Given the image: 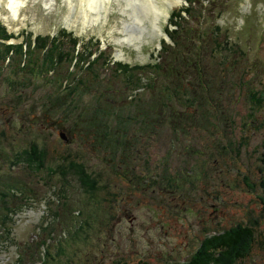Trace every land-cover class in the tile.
<instances>
[{"label": "rangeland", "instance_id": "obj_1", "mask_svg": "<svg viewBox=\"0 0 264 264\" xmlns=\"http://www.w3.org/2000/svg\"><path fill=\"white\" fill-rule=\"evenodd\" d=\"M136 1L132 0L133 9L125 7L126 0L105 1L97 10L86 8L92 14L85 16L82 0H21L14 17L7 6L9 0H0V21L17 35L13 42L23 40V31L35 36L55 34L64 27L79 37V44L91 36L98 38L113 60L143 64L153 62L160 50L158 43L169 28L170 11L188 3L181 0L167 7L164 0H156L168 9L159 20L161 33L153 35L145 19L149 34L130 43L124 37L140 31L132 25L130 15H144L143 4ZM197 3L206 8L205 15ZM193 6L194 17L206 16L205 32L217 33L209 24L221 26L222 34L217 35L220 52L206 55L227 73L225 82L221 84L220 79L217 83L214 96L230 111L223 113L217 137L198 129L180 135L181 144L176 147L172 128H164L151 140L154 144L146 142L136 161L133 159L139 173L132 175L120 168L130 178V185L110 178V188L101 186L92 198L81 191L76 179L63 185L57 174L29 166L20 153L37 141L48 150L45 165L49 168H54L61 155H67L100 174L104 186L111 173L101 161L102 152L74 134L72 121L62 123L46 110L44 117L34 113H41L34 105L41 88L21 95L18 84L0 77V264H38L44 249L49 251V264H139L143 260L164 264L185 261L216 227L246 221L264 234V192L259 185L264 175L260 160L264 152V97L252 95L251 101L247 100L249 86L260 93L264 90V0H215L209 6L198 0ZM151 7L148 0L147 8ZM6 63L0 59L4 73L8 72ZM239 77L248 85L240 86ZM224 109L228 110L225 105ZM192 141L193 149L189 147ZM3 180L20 181L22 189H14L12 196ZM50 182L57 185L52 187ZM134 184L143 194L131 191ZM62 185L66 199L57 196ZM152 189L160 191L158 198L153 194L158 191ZM59 244L65 247L63 253ZM66 255L71 256L66 259ZM235 264H264V250L256 244Z\"/></svg>", "mask_w": 264, "mask_h": 264}, {"label": "trees", "instance_id": "obj_2", "mask_svg": "<svg viewBox=\"0 0 264 264\" xmlns=\"http://www.w3.org/2000/svg\"><path fill=\"white\" fill-rule=\"evenodd\" d=\"M214 1L204 0V3L209 6ZM187 2L188 5L174 8L170 13L169 28L166 29L170 41L162 39L153 62L143 64L113 60L111 52L100 47L98 38L91 37L79 44V37L66 28H59L53 36H33L31 32L23 31V40L10 43L8 40L17 38V35L9 32L0 21V59L7 62L8 70L4 73L0 66V77L18 84L21 95L29 89L35 93L41 88L34 104L41 113H34L44 117L46 110L55 118H61L62 123L72 121L74 134L89 140L93 149L102 152L101 161L111 171L107 181L116 177L122 184L130 185V178L120 172V168L124 172L128 169L132 175L133 172L139 173L134 161L145 149L146 142L153 145L151 140L157 138L164 128H172L177 147L181 144L180 135L192 134L198 129L215 136L217 132L219 134L223 113L230 111L224 103L228 109L225 110L214 96L218 93L217 83L221 79L223 84L227 73L209 62L206 55L220 52L217 35L222 34L221 26L209 24L217 33L205 32L202 28L206 8L197 3L204 15L196 18L193 4L198 0ZM215 5L218 8L219 4ZM238 83L248 85L243 77L238 78ZM261 92L249 86L247 100L250 102L252 95L264 97V90ZM262 146L264 148V141ZM189 147L194 148L193 141ZM20 156L35 169L44 168L57 174L63 185L70 178L76 179L81 191L92 198L102 188L111 186L110 182L104 186L101 175L90 171L84 161L69 159L67 155H61L54 168L47 167L48 150L45 144L37 141L23 149ZM260 160L264 166V152ZM19 182L3 180L1 183L10 187L13 196L14 189H22ZM49 185L54 187L57 184L50 182ZM63 185L58 187L60 193L57 196L66 199ZM259 185L264 192L263 174ZM156 190L158 193L153 192L155 199L160 194L158 189H152ZM131 191L143 194V189L136 184ZM137 196L142 195L137 193ZM254 225L242 221L225 228L216 227L217 230L200 240L199 247L185 261L164 264H235L256 244L264 250V234L258 233ZM64 248L59 244L60 252L63 253ZM43 251L38 264H49L46 259L49 251ZM70 256L66 255V259ZM139 264L150 263L143 260Z\"/></svg>", "mask_w": 264, "mask_h": 264}, {"label": "bare ground", "instance_id": "obj_3", "mask_svg": "<svg viewBox=\"0 0 264 264\" xmlns=\"http://www.w3.org/2000/svg\"><path fill=\"white\" fill-rule=\"evenodd\" d=\"M81 1V0H80ZM83 1V5H84V12L83 14L85 16L91 15L92 13L90 12V10L87 12V9H91V10H97V7H101L102 4L105 3V1L107 3L110 2V0H82ZM147 1L148 0H137L136 2H141V4H143V8H142V13L144 15L140 16L139 12L130 15L131 16V22L132 25H137L140 28L139 32H130V34L126 35L124 37L125 40H128V42L132 43V42H140L141 38L143 37V33L149 34V29L148 27L143 23L145 19L149 20V23L151 25V33L153 35L156 34H160L161 33V25H160V17L161 14L168 13V9H166L168 6L169 7H173L174 5H177L181 2V0H164L166 2L167 7H165L166 5L163 4V6L165 8H162L160 5H158V3L156 2V0H151L153 8H147ZM125 3V2H124ZM21 4V0H9L8 2V8L9 10L13 13L14 17L17 14L18 10H19V5ZM81 5V7L83 6ZM126 5L125 7L127 8L128 6H130L132 9L134 8L132 6V0H126V3L124 4ZM129 13V12H128ZM1 14V13H0ZM167 15V14H166ZM88 19V18H87ZM144 24V25H143ZM138 30V29H137ZM13 38H10L8 41H10V43H14L12 41ZM24 45V42H23Z\"/></svg>", "mask_w": 264, "mask_h": 264}]
</instances>
